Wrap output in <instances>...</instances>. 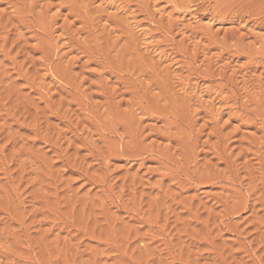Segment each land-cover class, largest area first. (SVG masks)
Instances as JSON below:
<instances>
[{"label":"rangeland","instance_id":"obj_1","mask_svg":"<svg viewBox=\"0 0 264 264\" xmlns=\"http://www.w3.org/2000/svg\"><path fill=\"white\" fill-rule=\"evenodd\" d=\"M0 264H264V0H0Z\"/></svg>","mask_w":264,"mask_h":264}]
</instances>
